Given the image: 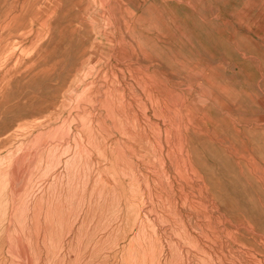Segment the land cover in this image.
I'll return each mask as SVG.
<instances>
[{"label":"rangeland","instance_id":"374dc122","mask_svg":"<svg viewBox=\"0 0 264 264\" xmlns=\"http://www.w3.org/2000/svg\"><path fill=\"white\" fill-rule=\"evenodd\" d=\"M263 100L264 0H0V264H264Z\"/></svg>","mask_w":264,"mask_h":264},{"label":"bare ground","instance_id":"6f19581e","mask_svg":"<svg viewBox=\"0 0 264 264\" xmlns=\"http://www.w3.org/2000/svg\"><path fill=\"white\" fill-rule=\"evenodd\" d=\"M29 18H30V17H29ZM20 33H21V32H20ZM132 80H133V79H132ZM153 81H154V80H153ZM155 83H156V82H155ZM153 85H154V84H153ZM154 86H155V85H154ZM131 87H132V86H131ZM115 90H116V89H115ZM116 92H118V91H115V94H116ZM119 94L121 95L122 93H120V92L117 93V95H119ZM167 94H168V93H167ZM167 94H166V95H167ZM120 95H119L118 98H120ZM166 95H165V96H166ZM109 96H110V95H109ZM155 96H156V95H155ZM167 96H168V95H167ZM116 97H117V96H116ZM122 97H123V96H122ZM169 97H170V96H169ZM167 98H168V97H167ZM110 99H111V98H110ZM116 99H117V98H116ZM122 100H123V99H122ZM153 100H154V99H153ZM157 100H158V99H157ZM155 101H156V100H155ZM162 101H163V100H162ZM263 101H264V100H263ZM176 103H177V102H176ZM156 104H157V103H156ZM156 104H155V105H156ZM164 104H165V103H164ZM157 105H158V104H157ZM157 105H156V106H157ZM170 105H171V104H170ZM156 106H155V107H156ZM158 106H160V105H158ZM164 106H165V105H164ZM167 106H168V105H167ZM121 107H122V106H121ZM159 109H160V108H159ZM171 109H172V108H171ZM121 110H122V109H121ZM160 110H161V109H160ZM166 110H167V109H166ZM172 111H173V110H172ZM120 112H121V111H120ZM120 112H119V114H120ZM122 112H123V111H122ZM122 112H121V114H123ZM159 112H160V114L162 113L161 111H159ZM124 113H125V108H124ZM127 115L129 116L130 114H127ZM161 115H162V114H161ZM163 115H164V114H163ZM163 115L161 116L162 118H163ZM122 116H123V115H122ZM125 116H126V115L124 114V117H125ZM164 118H166V116H165ZM131 119H133L132 116H131ZM170 119H171V118H170ZM162 120H163V119H162ZM168 120H169V118H168ZM162 122H163V121H162ZM156 124H157V123H156ZM156 124H154V125H156ZM167 124H168V123H167ZM176 125H177V124H176ZM171 126H172V125H171ZM158 128H159V127H158ZM158 128H157V129H158ZM144 140H145V139H144ZM159 140H160V139H159ZM148 142H149V141H148ZM179 145H180V142H179ZM180 146H181V145H180ZM180 146H179V149L176 148V149L179 150V151H180V148H181ZM174 147H175V146H174ZM176 147H177V146H176ZM162 149H163V148H162ZM182 149H183V147H182ZM182 149H181V150H182ZM155 152H156V151H155ZM180 152H181V151H180ZM181 153H182V152H181ZM153 159H154V158H153ZM159 159H160V158H159ZM180 160H181V159H180ZM153 161H154V160H153ZM20 162H21V161H20ZM159 164H160V163H158V166H159ZM170 165H171V164H170ZM181 165H182V163H181ZM188 166H189V165H188ZM149 167H150V166H149ZM153 168H154V166H153ZM190 169H191V168H190ZM185 170H186V169H185ZM175 171H177V170H175ZM178 171H179V170H178ZM178 171H177V172H178ZM155 172H156V171H155ZM177 172H176V173H177ZM184 172H185V171H184ZM160 173H161V172H160ZM162 174H163V173H162ZM152 175H153V174H152ZM158 176H159V175H158ZM167 176H168V175H167ZM180 176H181V175H180ZM163 177H164V176H163ZM178 177H179V176H178ZM172 178H173V176H172ZM180 178H182V177H180ZM197 179H198V181H200L199 178H197ZM160 180H161V179H160ZM182 180H183V179H182ZM258 181H259V180H258ZM160 182H162V181H160ZM167 183H168V182H167ZM160 184H161V183H160ZM169 184H170V183H169ZM166 185H167V184H166ZM168 186H169V185H168ZM171 186H172V185H171ZM148 188H149V187H148ZM182 188H183V187H182ZM182 188H180L181 191H182ZM178 189H179V188H178ZM178 189H177V190H178ZM204 189H205V188H204ZM169 190H171V189L169 188ZM182 193H183V192H182ZM200 193H201V192H200ZM148 197H149V196H148ZM169 197H170V196H169ZM169 197H168V198H169ZM182 197H183V196H182ZM184 198H186V197H184ZM180 199H181V198H180ZM185 200H186V199H185ZM169 202H171V201H169ZM168 204H170V203H168ZM200 204H201V203H200ZM179 205H180V204H179ZM169 206H170V205H169ZM213 206H214V205H213ZM215 207H216V206H215ZM181 208H182V207H181ZM169 209H170V207H169ZM176 210H177V209H176ZM195 211H196V210H195ZM198 211H199V210H198ZM216 211H217V209H216ZM178 212H179V211H178ZM173 214H175V213H173ZM196 214H197V213H196ZM198 215H199V214H198ZM205 215H206V214H205ZM175 217H176V216H175ZM204 217H205V216H204ZM208 217H209V216H208ZM217 217H218V216H217ZM205 218H206V217H205ZM205 218H204V219H205ZM198 219H200V218H197V220H198ZM206 219H207V218H206ZM208 219H209V218H208ZM208 219H207V220H208ZM225 220H226V219H225ZM226 221H227V220H226ZM230 222H231V221H230ZM201 223H202V222H201ZM219 223H220V220H219ZM220 224H221V223H220ZM197 226H199V225H197ZM214 227H215V226H214ZM241 227H242V226H241ZM224 233H225V232H224ZM233 233H234V232H233ZM235 233H236V232H235ZM210 234H211V233H210ZM225 234H226V233H225ZM43 236H44V235H43ZM206 236H207V235H206ZM228 236H229V235H228ZM233 236H234V235H233ZM212 237H213V236H212ZM229 237H230V236H229ZM205 238H207V237H205ZM214 238H216V237H214ZM217 238H218V237H217ZM207 239H208V238H207ZM230 240H231V239H230ZM216 241H217V240H216ZM219 241H220V240H219ZM207 242H208V241H207ZM235 242H236V241H235ZM235 242H234V243H235ZM260 242H261V241H260ZM202 243H203V242H202ZM235 244H236V243H235ZM203 245H204V244H203ZM239 245H240V244H239ZM200 246H201V245H200ZM214 246H215V245H214ZM206 247H207V246H206ZM220 247H221V246H220ZM201 248H202V247H201ZM207 248H208V247H207ZM221 248H222V247H221ZM243 248H244V247H243ZM209 249H210V248H209ZM211 249H212V248H211ZM215 249H216V248H215ZM228 250H229V249H228ZM202 251H203V250H202ZM220 252H221V251H220ZM227 252H228V251H227ZM41 253H42V252H41ZM44 254H45V253H44ZM205 254H206V253H205ZM208 254H209V253H208ZM212 254H213V253H212ZM214 254H215V253H214ZM240 254H241V253H240ZM248 254H249V253H248ZM47 255H48V253H47ZM222 255H223V254H222ZM245 255H246V254H245ZM36 256H37V255H36ZM36 256H35V257H36ZM45 256H46V255H45ZM252 257H253V256H252ZM209 258H210V256H209ZM216 258H217V257H216ZM216 258H215V259H216ZM233 258H234V257H233ZM39 259H40V257H39ZM50 259H51V258H50ZM217 259H218V258H217ZM235 259H236V258H235ZM219 260H220V259H219ZM219 260H218V261H219ZM250 260H251V259H250ZM258 260H259V259H258ZM260 260H261V259H260ZM211 261H212V260H211ZM216 261H217V260H216ZM42 262H43V261H42ZM209 262H210V261H209ZM219 262H220V261H219ZM237 262H238V260H237ZM259 262H260V261H259ZM49 263H50V262H49ZM210 263H211V262H210ZM94 264H96V263H94ZM231 264H232V263H231ZM253 264H255V263L253 262ZM259 264H260V263H259Z\"/></svg>","mask_w":264,"mask_h":264}]
</instances>
